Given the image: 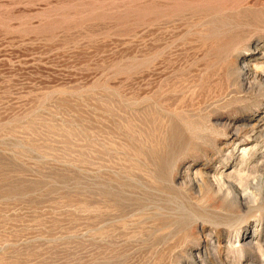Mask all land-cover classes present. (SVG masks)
I'll list each match as a JSON object with an SVG mask.
<instances>
[{
  "label": "rangeland",
  "instance_id": "rangeland-1",
  "mask_svg": "<svg viewBox=\"0 0 264 264\" xmlns=\"http://www.w3.org/2000/svg\"><path fill=\"white\" fill-rule=\"evenodd\" d=\"M258 114L264 0H0V264H263Z\"/></svg>",
  "mask_w": 264,
  "mask_h": 264
},
{
  "label": "bare ground",
  "instance_id": "bare-ground-1",
  "mask_svg": "<svg viewBox=\"0 0 264 264\" xmlns=\"http://www.w3.org/2000/svg\"><path fill=\"white\" fill-rule=\"evenodd\" d=\"M238 49V48H237ZM237 60V59H236ZM239 62V61H238ZM243 66H242V70L243 71H247V70H249L248 69V67H249V62L247 61V60H243ZM254 66V65H253ZM225 67V66H224ZM239 68V67H238ZM251 68V67H250ZM228 69V68H227ZM237 69V68H236ZM231 71V70H230ZM234 72V71H233ZM250 72V71H249ZM235 73V72H234ZM231 74V73H230ZM233 74V73H232ZM247 74H249V73H247ZM259 79V78H258ZM258 85V84H257ZM261 121H262V118H261V116H260V114H258L255 118H254V121L252 122V124H250V128H249V130H248V132H249V136L250 137H253L255 140L256 139H258L261 135H262V133L264 132V122L263 123H261ZM248 122V121H247ZM247 125V124H246ZM246 130V131H247ZM239 132V131H238ZM233 133H234V131H233ZM236 133V132H235ZM248 136V135H247ZM211 181H212V179H210ZM214 180V179H213ZM215 183V182H214ZM207 184H208V181H207ZM198 185V184H197ZM212 185V184H211ZM202 186V185H201ZM206 186V185H205ZM209 189V188H208ZM245 205V204H244ZM252 208V207H251ZM261 208V207H260ZM262 209V208H261ZM234 226V225H233ZM256 234H258V235H260V233L258 232V233H255V230L254 231H247L246 233H243L242 234V237H246L247 239H248V237H250L247 241H246V238L244 239L245 241H244V244L245 245H250V246H252V247H256L257 248V250L260 252V253H262V255H264V244L259 240V238L255 241V242H253V239L254 238H256ZM208 239V238H207ZM209 242H211V241H209ZM210 244V243H209ZM233 246V245H232ZM238 247V246H237ZM234 248H236V247H234ZM243 248V247H242ZM205 250H206V248H205ZM235 250V249H234ZM236 251V250H235ZM234 251V252H235ZM204 261V260H203ZM205 262V261H204ZM206 263V262H205ZM204 264V263H203ZM264 264V263H263Z\"/></svg>",
  "mask_w": 264,
  "mask_h": 264
}]
</instances>
